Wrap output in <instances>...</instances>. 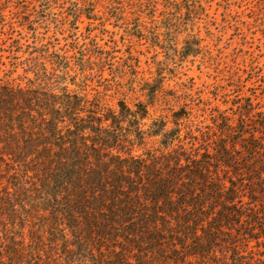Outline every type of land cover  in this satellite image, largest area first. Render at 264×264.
I'll list each match as a JSON object with an SVG mask.
<instances>
[{"label": "trees", "instance_id": "obj_1", "mask_svg": "<svg viewBox=\"0 0 264 264\" xmlns=\"http://www.w3.org/2000/svg\"><path fill=\"white\" fill-rule=\"evenodd\" d=\"M1 71L0 264H264V104L197 129L150 116L160 72L130 106L69 56Z\"/></svg>", "mask_w": 264, "mask_h": 264}, {"label": "rangeland", "instance_id": "obj_2", "mask_svg": "<svg viewBox=\"0 0 264 264\" xmlns=\"http://www.w3.org/2000/svg\"><path fill=\"white\" fill-rule=\"evenodd\" d=\"M43 51L93 69L111 103L147 101L162 73L150 116L182 109L197 129L232 99L264 104V0H0V68Z\"/></svg>", "mask_w": 264, "mask_h": 264}]
</instances>
